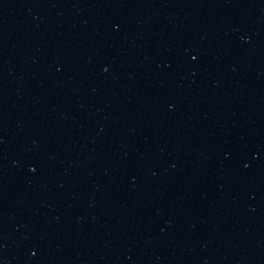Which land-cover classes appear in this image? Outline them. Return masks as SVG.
Listing matches in <instances>:
<instances>
[{"label":"water","instance_id":"obj_1","mask_svg":"<svg viewBox=\"0 0 264 264\" xmlns=\"http://www.w3.org/2000/svg\"><path fill=\"white\" fill-rule=\"evenodd\" d=\"M0 264H264V0H0Z\"/></svg>","mask_w":264,"mask_h":264}]
</instances>
